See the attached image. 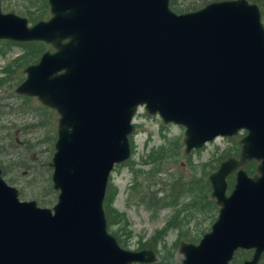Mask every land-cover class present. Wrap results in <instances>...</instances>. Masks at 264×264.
Masks as SVG:
<instances>
[{
	"label": "water",
	"instance_id": "water-1",
	"mask_svg": "<svg viewBox=\"0 0 264 264\" xmlns=\"http://www.w3.org/2000/svg\"><path fill=\"white\" fill-rule=\"evenodd\" d=\"M50 17L28 25L0 10V40L51 46L27 66L15 93L57 114L51 208L20 201L0 170V264H150L151 250L122 249L102 207L114 166L130 154L140 108L183 128L187 153L216 137L239 139L237 158L208 175L218 208L179 264H258L264 253V28L246 0L176 14L169 0H47ZM254 161L249 177L241 167ZM234 173L227 192L226 178Z\"/></svg>",
	"mask_w": 264,
	"mask_h": 264
},
{
	"label": "rangeland",
	"instance_id": "rangeland-1",
	"mask_svg": "<svg viewBox=\"0 0 264 264\" xmlns=\"http://www.w3.org/2000/svg\"><path fill=\"white\" fill-rule=\"evenodd\" d=\"M0 3L3 12L25 18L28 25L49 16L40 0H2ZM23 10L27 15L21 13ZM32 51L36 52L32 55ZM45 51H50V47L39 42L0 41V81L4 82L0 89V169L5 172L3 181L18 191L20 200L34 201L36 206L49 209L57 195L51 189L49 162L58 116L35 98L15 93V87L25 78L23 69L36 63ZM132 124L129 138L132 158L115 167L107 184L112 194L110 208L121 215L107 232L122 249H149L156 255V264H178L179 242L196 243L209 231L217 214L216 206L211 205L207 175L226 157L237 154L238 145L234 137L218 138L184 156L181 127L164 125L140 109ZM174 179L180 185L169 193L166 205L157 203L159 200L144 205L142 187L157 188ZM186 183L189 185L184 186ZM226 183L230 188L233 180L227 179ZM259 264H264V256Z\"/></svg>",
	"mask_w": 264,
	"mask_h": 264
},
{
	"label": "flooded vegetation",
	"instance_id": "flooded-vegetation-1",
	"mask_svg": "<svg viewBox=\"0 0 264 264\" xmlns=\"http://www.w3.org/2000/svg\"><path fill=\"white\" fill-rule=\"evenodd\" d=\"M0 1H2V0H0ZM40 2L43 4V7L44 6H46V12H47V14L49 13V8H48V4H47V0H40ZM0 10H1V12H3L2 11V7H1V3H0ZM3 13H10V12H3ZM49 17H50V14H49V16L47 17V19H49ZM44 18H42V19H39L38 21H36L35 23H37V22H39V21H46V20H43ZM0 41H7V40H0ZM12 42V41H11ZM26 43H34V42H26ZM40 43V42H39ZM43 44V43H42ZM46 45V44H45ZM49 46V45H48ZM50 47V51H48V52H51V51H53V49L51 48V46H49ZM42 54V53H41ZM40 54V55H41ZM33 64V63H32ZM29 65H31V64H29ZM28 66V65H27ZM182 152H183V155L184 156H188V155H191L192 153H194V152H196V151H191V152H185L184 151V149H182ZM233 157L234 158H236L237 157V154H235V155H233ZM131 158H132V156L130 157V159L129 160H131ZM227 158V157H226ZM253 167H254V163H252V162H249V163H246L244 166H242L241 167V169H244L245 170V172L247 173V174H249L248 176H252L253 174ZM1 170V169H0ZM2 172V171H1ZM211 174V173H210ZM209 175V174H208ZM208 175H207V177H208ZM231 177V178H230ZM227 179H232V180H234V173H232V174H230L227 178H226V180ZM171 183V182H170ZM170 183H168L167 185H164V186H167V189L163 186V184L162 185H160V187H157V188H153V185H145L144 187H142V190L143 191H141V198H142V202L144 203V205H148L150 202H153L151 199H153L154 200V202L157 200H159L157 203H162L163 202V199H169V193H171V191H175V189L180 185V182H179V185H177V179H175L174 180V182H173V187H172V190L170 189V187H169V184ZM189 184L188 183H186V184H184V186H188ZM183 186V185H182ZM183 186V187H184ZM155 197H159L158 199L157 198H155ZM167 199V200H168ZM20 200V199H19ZM166 200V201H167ZM20 201H22V200H20ZM30 201V200H29ZM172 206V205H171ZM38 207V206H37ZM216 209H217V207H216ZM180 212H182V211H179V213ZM211 224L212 223H210V226H211ZM209 229H210V227H209ZM203 235V234H202ZM182 242V241H181ZM184 243H187V242H184ZM179 244H180V242H179ZM178 247H179V245H178ZM177 253H178V249H177ZM235 253H241V255H239L238 257H239V259H240V264L244 261V260H247V259H249V257H250V255H251V251H237V252H235ZM235 253H234V255H235ZM179 254V253H178ZM237 254V255H238ZM180 255V254H179ZM181 256V255H180ZM261 256L263 257L264 256V253L263 254H261ZM261 256H260V258H261ZM260 258H259V260H260ZM181 259H182V256H181ZM180 259V260H181ZM235 259H236V257L233 259V260H231V262L229 263V264H233V262L235 261ZM180 263V262H179ZM258 264H259V261H258Z\"/></svg>",
	"mask_w": 264,
	"mask_h": 264
},
{
	"label": "trees",
	"instance_id": "trees-1",
	"mask_svg": "<svg viewBox=\"0 0 264 264\" xmlns=\"http://www.w3.org/2000/svg\"><path fill=\"white\" fill-rule=\"evenodd\" d=\"M215 1H221V0H196V1H192V2H187L184 0H169V7L177 12V13H183V12H189V11H193L196 10L202 6H204L205 4H208L210 2H215ZM250 3H254L258 6L259 8V12H260V19H261V23L264 27V0H247ZM21 13L23 15H27L26 11H21ZM36 51H32V55L33 53ZM37 57V55L35 56V58ZM32 61L31 59H27V62ZM3 80L0 81V89L2 88L3 85ZM4 170H2L1 174H4ZM175 180V179H174ZM174 180L169 184L170 189L172 190L173 187V182ZM111 199H112V194L110 192V190L107 188L106 190V194L103 200V210H104V216H105V220H106V227L108 229L111 228L114 224H115V218L120 219L121 215H117L116 212L113 210H111L110 208V203H111ZM168 199V198H167ZM166 198L163 199V204L166 205ZM153 201V204L156 202H154L153 199H151ZM211 205L213 207V201H211ZM120 236V235H119ZM239 255H241V253H239L236 256L235 261L233 262V264H240V259H239Z\"/></svg>",
	"mask_w": 264,
	"mask_h": 264
},
{
	"label": "bare ground",
	"instance_id": "bare-ground-1",
	"mask_svg": "<svg viewBox=\"0 0 264 264\" xmlns=\"http://www.w3.org/2000/svg\"><path fill=\"white\" fill-rule=\"evenodd\" d=\"M3 133V132H2ZM2 135V134H1ZM5 135V134H4ZM2 156V155H1ZM20 156V155H19ZM18 159V158H17ZM13 160V159H12ZM6 166V164H4Z\"/></svg>",
	"mask_w": 264,
	"mask_h": 264
}]
</instances>
